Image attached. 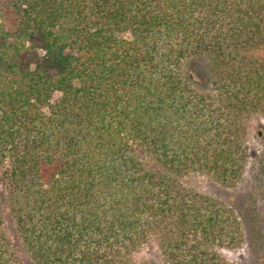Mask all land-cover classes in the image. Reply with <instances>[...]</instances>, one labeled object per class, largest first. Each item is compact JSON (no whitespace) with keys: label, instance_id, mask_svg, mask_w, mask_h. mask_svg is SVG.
<instances>
[{"label":"trees","instance_id":"16d2710c","mask_svg":"<svg viewBox=\"0 0 264 264\" xmlns=\"http://www.w3.org/2000/svg\"><path fill=\"white\" fill-rule=\"evenodd\" d=\"M257 114L264 0H0V264H232Z\"/></svg>","mask_w":264,"mask_h":264},{"label":"rangeland","instance_id":"374dc122","mask_svg":"<svg viewBox=\"0 0 264 264\" xmlns=\"http://www.w3.org/2000/svg\"><path fill=\"white\" fill-rule=\"evenodd\" d=\"M246 125V143L250 146V156L247 159L246 173L238 186L223 189L204 176H191L188 184L232 207L241 219V245L236 248H216L225 259L232 264H264V115L253 116ZM5 229L25 264H33L16 236L14 222L8 218ZM134 259L150 264H167L157 243L145 246L135 254Z\"/></svg>","mask_w":264,"mask_h":264},{"label":"clouds","instance_id":"9594fccd","mask_svg":"<svg viewBox=\"0 0 264 264\" xmlns=\"http://www.w3.org/2000/svg\"><path fill=\"white\" fill-rule=\"evenodd\" d=\"M34 67V66H33Z\"/></svg>","mask_w":264,"mask_h":264}]
</instances>
